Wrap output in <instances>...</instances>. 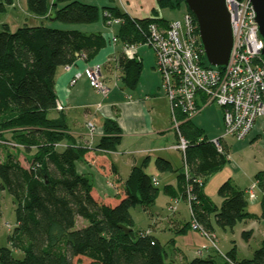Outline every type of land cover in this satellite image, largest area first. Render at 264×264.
Listing matches in <instances>:
<instances>
[{"label": "trees", "instance_id": "trees-1", "mask_svg": "<svg viewBox=\"0 0 264 264\" xmlns=\"http://www.w3.org/2000/svg\"><path fill=\"white\" fill-rule=\"evenodd\" d=\"M13 4L14 0H0V15ZM158 5L162 10L185 7L196 22L184 0H159ZM27 8L35 17L67 27L97 24L103 12L105 23L121 21L115 27V37L125 46L144 45L151 25L167 29L170 23L156 18L136 20L118 8L100 9L76 0H27ZM105 47L101 34L73 29L25 25L11 32L4 25L0 32V201L1 194L7 192L16 205V226L8 237L11 248L0 247V264H174L168 262L165 247L151 230L135 232L133 228L131 209H148L159 196L155 181L145 171L150 158L132 169L124 186L116 188L117 195L100 198L89 177L79 172L78 164H105L96 160L95 152H116L121 143L120 128L108 119L103 125L105 136L94 148L78 146L66 115L57 109L60 69L71 67L81 57L90 62ZM204 64L208 66L206 57ZM119 67L124 86L134 91L142 64L125 54ZM179 133L189 144L184 155L186 174L177 179L180 199L188 204V196L194 198L190 201L191 221L207 234H213L214 226L233 230L246 220L264 221V171L255 177L263 194L260 215L248 212L245 191L231 181L220 186L223 203L214 206L203 193V179L227 163L226 153L191 120L180 126ZM21 156L29 167H24ZM103 166L104 175L116 174L113 167ZM155 167L162 173L174 172L172 164L162 158L155 161ZM170 188H165L167 194ZM78 219L88 226L76 230ZM192 222L178 233L185 234ZM15 254L24 258L17 259ZM225 256L232 264H264V241L251 259L237 260L235 249ZM197 257L189 264H215L212 259ZM224 264L230 263L224 260Z\"/></svg>", "mask_w": 264, "mask_h": 264}, {"label": "crops", "instance_id": "crops-1", "mask_svg": "<svg viewBox=\"0 0 264 264\" xmlns=\"http://www.w3.org/2000/svg\"><path fill=\"white\" fill-rule=\"evenodd\" d=\"M52 1L53 0H50L51 3ZM78 1H81L89 5L97 6L100 9L105 7L118 8L122 13L136 20H144V19H152V18L164 19L167 20L168 22L176 20L175 18H170L171 12L169 10H162L159 8L158 5L159 0H78ZM17 5L21 7V10L22 12H24L25 16L30 19L29 22L31 24H25V25H29L30 27L44 25L46 27L53 28L51 26L53 22L49 21L46 17L45 18L35 17L29 13L27 8V0H18V2L14 0V4L10 8L15 9ZM115 27L116 25L110 26L108 25L107 22L105 23L104 13L102 12L101 20L97 24L61 28V29L79 30L86 34H101L106 40V47L103 48L96 56V58L90 62H87L84 57H81L71 67L60 69L56 81V92L58 96V102L59 104H62L65 108L63 113L66 115L69 131L76 138L78 146L87 147L89 146L90 143H93L91 148L95 146L100 139L99 136L103 137L105 135L103 133L104 122L108 119H111L110 115L112 116L115 115L114 111H117V113H119V115H117L116 113L117 118L113 120L118 124L121 131L120 134L121 143L120 146L117 148V151L109 154H104L103 152L102 153L95 152L94 157L96 158V160L97 161L103 160L105 164L100 163L101 164L100 165L97 162L96 163L90 162L91 164L87 162H80L78 164V168L81 170V171L79 170V172L81 174H84L88 177L92 176L101 183H105L104 181H106L107 184L110 183L113 189L114 196L117 195L116 188L123 187L125 183L122 180H120L121 177L119 176L121 174L119 172L120 167L117 165L119 164V162L124 161L125 165L127 166L130 165V169L128 170L129 172L127 174L129 177L132 169L134 167L141 166L146 158H150L151 166L153 164L155 166V161L158 158L167 160L172 164L173 162H175L174 159L176 158V153L179 152L172 149V147H174L178 143L177 140L178 137L177 136L174 137V140H176L175 142H172L171 139L169 138V133L173 131L172 116L171 113L169 116V112H171V109L167 99L161 92L160 75L154 72L156 77V84L153 87L150 86L148 91L146 90L141 91V87L139 85L137 86V89L134 91L129 90L124 86L121 80V69L119 67V59L122 56L124 57L125 55V53L123 52L125 45H123L122 43H117L116 45H112L110 42L111 38L115 36L116 33ZM143 46L144 45H140L136 48V53L134 57L137 62H140L142 64V68L145 64L144 54L147 53L144 52L146 50V49L144 50V48L146 47ZM151 58H152V62L150 64L154 65L153 67H155L156 59L154 57ZM95 65L102 66V75L105 82L107 83L108 81L110 82L113 81V83L116 81L118 82L117 85L115 86L116 88L110 90L107 99H105L91 86L90 80L85 72L88 67H92ZM77 75H80L79 79L74 85H71V81ZM117 75L119 79L114 80L115 76ZM142 84L143 83H141V86ZM110 101L111 104H109ZM167 107L168 109H170L169 111ZM221 114H222L221 120L223 122L222 110H221ZM199 115H197L196 117H198ZM191 122L196 127L203 130L205 137L209 141L215 138L216 133L211 126H208L206 123L204 126H197L194 123V118L191 120ZM88 123L94 124L98 130V134L92 140V142H90L88 136L89 135L88 130L86 127ZM221 128L222 131H224V124H222ZM122 147L126 149L125 151L127 153L126 156H132L131 158L125 159L124 158L125 155H123L121 158L118 157L121 156L120 151ZM107 155L115 156V161H113L112 159L110 161L107 158ZM183 159H184V155H183ZM103 165H105L106 167L108 166L113 167L114 172L116 174L104 175L101 171V167L102 168L104 167ZM145 171L149 176L153 178V181H155V183L157 184L158 177L149 174L147 170ZM164 176H165V180L171 179L170 181H167L168 184H166V187H171L169 190L170 193L168 194L169 203L171 204L170 211L172 213H176L177 206L182 202V199H180L181 194L179 193L174 194L173 192V189L175 188L176 185L174 184L175 182L172 183V175L166 174ZM253 185H251V187ZM204 187L205 186H203L202 189L203 191H204ZM251 187L250 188L246 187L243 189V191H245L246 193L251 189ZM257 190L258 188L255 189L254 191V195H255L254 201L257 200L256 203L257 206H259L260 211L250 212L249 209H247L251 215H256V216L261 214V202L263 197V194L260 189L258 194H256ZM222 203H223V199H222ZM252 221L254 223L250 224V222ZM252 221L246 220L243 222V224H245V230H243V233H248V229H247L248 227H250L252 231L253 228H256L255 227L256 220H252ZM260 221L263 220H258V222ZM251 226L253 228H251ZM172 229H173L172 232L178 233L182 229V227L178 224L172 223ZM213 230H214L213 232L214 235L217 232L218 228L214 226ZM187 234L188 233L186 232L185 235ZM174 242L175 240H171L170 243L173 244ZM204 247L207 248L206 246ZM233 249L236 250V246H229L224 255H227ZM214 250L209 251L205 255V257L203 256V259L214 260V256H213L215 252ZM179 254H181L180 255L181 264H189L192 259L194 260L198 258L195 254L194 257L191 260H189L187 256H184L182 250H179ZM237 255L238 254L236 252V258L238 260Z\"/></svg>", "mask_w": 264, "mask_h": 264}, {"label": "built area", "instance_id": "built-area-1", "mask_svg": "<svg viewBox=\"0 0 264 264\" xmlns=\"http://www.w3.org/2000/svg\"><path fill=\"white\" fill-rule=\"evenodd\" d=\"M230 16L233 44L229 62L224 69L205 66V54L200 41L198 26L190 13H184L181 20H173L167 29L155 24L148 29L147 42L144 46L155 52L157 70L162 78V90L169 103L171 115L177 131L178 143L173 150L185 155L189 144L179 133L180 126L192 120L206 108L216 105L223 112V135L213 140L216 148L224 153L222 142L232 137L244 141L252 133L256 122L264 117V41L260 36L256 23V13L252 0H225ZM121 24L115 19L108 25ZM116 45L118 40L113 36L110 40ZM138 46H125L123 52L134 58ZM91 86L104 93L102 66L95 65L86 69ZM77 75L72 81L74 85L79 79ZM57 109L64 111V106L58 104ZM178 115L184 120L179 121ZM90 142L98 134L97 127L86 125ZM91 143L88 147L91 148ZM187 171V169L185 168ZM200 187V180H193ZM257 183L247 192L250 200H254ZM188 206L194 199L188 196ZM191 214V210H190ZM191 229L207 237L214 249H217L213 234H207L193 221ZM201 254V252H200ZM228 263L232 262L223 255Z\"/></svg>", "mask_w": 264, "mask_h": 264}, {"label": "rangeland", "instance_id": "rangeland-1", "mask_svg": "<svg viewBox=\"0 0 264 264\" xmlns=\"http://www.w3.org/2000/svg\"><path fill=\"white\" fill-rule=\"evenodd\" d=\"M78 1V0H76ZM18 2V0H16ZM81 2V1H78ZM83 3V2H81ZM86 4V3H83ZM89 5V4H87ZM168 10V9H167ZM171 12L170 18H175L176 20H181L183 18L184 13L186 12L185 7L176 10H169ZM29 18L25 16L24 12H22L21 7L17 5L14 8H8L7 12L0 15V32L4 30V25H9L11 32H16L18 29L23 28L25 24H31L29 22ZM29 26V25H27ZM53 28H66L67 25L62 23H53L51 25ZM73 27V26H69ZM145 58V64L142 68L141 80L139 86L141 87V91H148L150 86H155L156 77L155 73L160 75L157 70V65L150 64L152 62V58H155V52L152 48L148 46H143ZM156 59V58H155ZM156 62V61H155ZM156 64V63H155ZM118 75L115 76L114 80H118ZM117 81L113 83L108 81H103L104 88L113 90L117 85ZM141 83L142 86H141ZM115 84V85H114ZM161 87H162V78H161ZM137 89V88H136ZM135 89V90H136ZM98 92V91H97ZM109 92L105 95L102 92H98L105 99L108 98ZM161 92L165 96L162 88ZM166 98V97H165ZM112 100V98H111ZM111 104V101L110 103ZM101 108V107H100ZM99 108V110H100ZM168 109V107H167ZM170 109H168L169 111ZM115 115H110L111 120H115L117 115V111H114ZM102 113V112H101ZM117 113V115H116ZM169 112V116H170ZM172 116V115H171ZM221 109L216 106H210L206 108L198 117H194V123L197 126H204L205 123L208 126H211L212 129L215 130V138L212 140H217L223 135L222 131V122L221 120ZM223 119V118H222ZM172 132L169 133V138L172 142H175L174 137L177 136V131L174 127V122L172 119ZM104 133V132H103ZM105 136V135H104ZM100 138L102 136H99ZM178 137V136H177ZM213 138V137H212ZM178 140V139H177ZM211 141V140H210ZM93 145V143H91ZM222 147L224 153L227 156V163L208 176L206 179H203L204 193L210 198L211 202L214 206L220 207L222 204V198L219 196L218 190L220 186L226 182L231 181L237 188L243 190L246 187H251V185L256 184L255 177L256 175L264 171V117L259 119L257 124L254 127L253 132L250 136L244 141H237L232 137L226 138L222 142ZM94 148V146H93ZM120 150V149H119ZM126 149L121 148V158L123 155L125 159L131 158L132 156H126ZM177 151V150H176ZM180 152V151H179ZM176 153V158L173 162V171L168 173H162L157 170L154 164L151 166L150 162L148 167L146 168L149 174H152L155 177H158V182L156 184L157 189L159 190V196L155 202V204L148 208L144 209L141 206H137L131 209V216L133 219V228L135 232L140 231H149L151 230L152 234L159 240L160 244L165 247V251L168 256V262H173L174 264L180 263V255L179 250L183 251L184 256H187L189 260H191L194 255L202 257L209 252L213 251V247L211 248V242L205 236H203L200 232L194 231L191 228L187 231V235H182L180 233L172 232V223L180 225L182 228L187 224H190L192 221L189 207L186 202H181L176 209V213H172L170 211V203H169V195L165 192L167 181L171 179L165 180L166 174L172 175V183L176 185L174 190L180 194L179 182L177 177L180 174H186V170L184 167V159L183 154ZM102 153V151H101ZM104 154H109L112 152H103ZM123 153V154H122ZM175 153V152H174ZM111 157V158H110ZM107 158L111 161H115V156L107 155ZM21 162L24 167H29V163L25 160L24 156H21ZM120 167L119 172L121 173L119 176L120 180L125 182L128 178V170L130 169V165H125L124 161L119 162L117 164ZM80 170V169H79ZM81 171V170H80ZM96 177V176H95ZM96 193L102 199H109L114 197L113 189L110 183L107 184L101 183L96 180V178L89 176ZM178 182V184H177ZM258 190L256 194L259 192V187L257 185ZM115 192V191H114ZM248 192V191H247ZM246 192V193H247ZM246 199L248 200V206L250 212H259V206H257L256 201L250 200L248 194H246ZM0 247L11 248V245L8 241V237L12 235L14 228L16 226V205L14 203L13 198L7 193L3 192L1 194L0 201ZM252 221V220H251ZM254 223L253 221L250 224ZM255 227L253 231L248 227V233H243L245 230V224L243 222L239 223L233 230H222L218 228L217 232L214 234L217 239L214 241L217 250L214 251V261L215 264H224L222 260V256L225 254L227 248L229 246H236V252L238 256V260H248L251 259L254 252L260 248L262 242L264 241V222L256 220ZM82 226H88V222L78 219L76 230L81 229ZM166 229V230H164ZM171 240H175L173 244H171ZM206 246L207 248H205ZM200 252L202 254H200ZM15 258L23 259V254H15ZM193 260V259H192ZM191 260V261H192Z\"/></svg>", "mask_w": 264, "mask_h": 264}, {"label": "water", "instance_id": "water-1", "mask_svg": "<svg viewBox=\"0 0 264 264\" xmlns=\"http://www.w3.org/2000/svg\"><path fill=\"white\" fill-rule=\"evenodd\" d=\"M188 10L194 15L198 33L208 64L224 69L230 58L233 37L230 16L225 0H184ZM256 13V23L264 41V0H252ZM264 57V50L262 53ZM128 231L125 227H121Z\"/></svg>", "mask_w": 264, "mask_h": 264}]
</instances>
